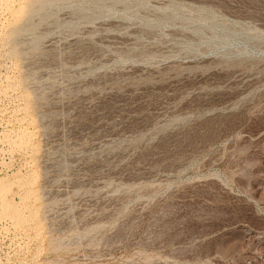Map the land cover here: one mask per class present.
<instances>
[{
	"label": "rangeland",
	"instance_id": "rangeland-1",
	"mask_svg": "<svg viewBox=\"0 0 264 264\" xmlns=\"http://www.w3.org/2000/svg\"><path fill=\"white\" fill-rule=\"evenodd\" d=\"M263 231L264 0H0V264H248Z\"/></svg>",
	"mask_w": 264,
	"mask_h": 264
},
{
	"label": "built area",
	"instance_id": "built-area-1",
	"mask_svg": "<svg viewBox=\"0 0 264 264\" xmlns=\"http://www.w3.org/2000/svg\"><path fill=\"white\" fill-rule=\"evenodd\" d=\"M257 235H260V237H262L263 239L259 244H255V246L257 247V252L253 256V258L249 260L248 264H261L260 261L264 259V231L257 233L255 232V237Z\"/></svg>",
	"mask_w": 264,
	"mask_h": 264
}]
</instances>
